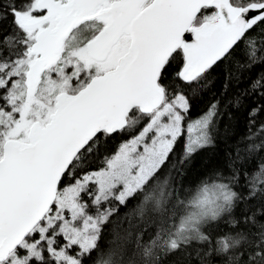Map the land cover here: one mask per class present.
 Wrapping results in <instances>:
<instances>
[{"label": "snow or ice", "instance_id": "obj_1", "mask_svg": "<svg viewBox=\"0 0 264 264\" xmlns=\"http://www.w3.org/2000/svg\"><path fill=\"white\" fill-rule=\"evenodd\" d=\"M221 66L264 68V0H0V264H264V71L193 116Z\"/></svg>", "mask_w": 264, "mask_h": 264}, {"label": "trees", "instance_id": "obj_2", "mask_svg": "<svg viewBox=\"0 0 264 264\" xmlns=\"http://www.w3.org/2000/svg\"><path fill=\"white\" fill-rule=\"evenodd\" d=\"M229 70H234V66L229 65ZM264 71V68L257 67L250 72L246 71L238 80H233L227 91L224 94L223 84H224V66L217 69L212 75V83L204 89L200 95L193 99V111L192 115L196 116L200 112L204 111L207 106L215 99L221 100L222 108L225 107L226 102L231 99L236 94L240 93L245 89L249 82L250 76H255L256 73ZM257 103L256 97L245 98L243 107L239 109L230 108L229 111L232 112V118L229 120L225 117L220 122V131L218 134L216 146L214 148L206 149L200 152L192 161L191 165L187 168L185 176L182 177L185 182L195 181L200 175H202L208 168L215 167L222 164L224 160L225 153L229 148L235 145L242 138L246 137L248 134V123H247V110L255 106ZM264 119V117H262ZM113 144V148L115 147ZM177 154L180 152V146L176 149ZM167 170L162 175H166ZM137 201L133 200L129 207L133 206ZM126 211V209H121V214ZM163 264H189L188 258L184 256V253L177 252L174 255L167 257ZM191 264H196L193 259Z\"/></svg>", "mask_w": 264, "mask_h": 264}]
</instances>
